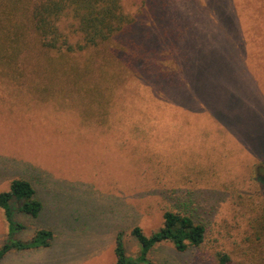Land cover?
Listing matches in <instances>:
<instances>
[{
	"label": "rangeland",
	"instance_id": "obj_1",
	"mask_svg": "<svg viewBox=\"0 0 264 264\" xmlns=\"http://www.w3.org/2000/svg\"><path fill=\"white\" fill-rule=\"evenodd\" d=\"M122 3L130 14L141 6ZM142 11L129 37L145 47L143 74L113 85L120 69L106 50L121 43L66 57L92 105L71 77L33 73L55 98L28 78H0V193L24 178L44 205L31 218L11 202V224L0 208V248L53 235L48 248L12 249L0 264H115L117 235L136 256L131 229L157 231L176 198L206 224V243L184 253L162 243L151 264H212L216 252L243 260L248 219L264 205V0H145ZM61 24L74 30L70 18Z\"/></svg>",
	"mask_w": 264,
	"mask_h": 264
},
{
	"label": "trees",
	"instance_id": "obj_2",
	"mask_svg": "<svg viewBox=\"0 0 264 264\" xmlns=\"http://www.w3.org/2000/svg\"><path fill=\"white\" fill-rule=\"evenodd\" d=\"M122 2L123 0H0V78L18 86L28 78L31 89H39L43 98L47 95L55 98L58 94L51 91L57 90L56 86L49 83L71 77L73 92L77 95L83 93L85 99H91L92 105L96 98L86 94L92 89L83 88V74L74 69H69L68 72L64 69V63L66 57H69L68 54L109 46L110 43H114L116 47L120 43L123 45L122 49L109 46L106 50L111 51L118 61H106V65H116L114 72L120 69L113 85L115 82L122 83L125 75L131 77L143 74L149 66L141 67L136 60L141 59V50H145V47L135 43L129 36L140 28L145 0H141V6L133 14L125 12ZM66 18L74 22V25H71L74 30L71 32L63 31L61 21ZM42 58L45 61H42ZM45 62L46 66L43 67ZM60 63L61 69L58 68ZM136 64L141 69H137ZM41 70V77L33 76ZM29 76H33L32 80ZM38 77L49 80V83L43 84L44 87L41 88V83L35 81ZM65 86H68L64 88L66 91H71V86ZM94 89H98L97 86ZM106 98L108 102L110 97ZM69 99L74 101L71 97ZM78 102L82 106L81 101ZM13 201L19 204L18 212L31 218H37L44 209L36 190L24 178L13 179L9 189L0 193V208L10 224V206ZM187 202L176 198V210L165 211L161 227L149 235L144 234L138 226L131 229L130 235L138 244L136 256L127 254L123 235L119 233L115 239V264H151L148 258L150 252L162 243H170L178 253L205 245L207 226L201 221L196 210L190 209ZM247 230L244 240L247 248L243 252L242 261L235 262L229 253L216 252L212 256V264H264V205H259L253 218L249 217ZM52 240L50 231L41 230L28 241L3 245L0 248V260L12 249L29 251L48 248Z\"/></svg>",
	"mask_w": 264,
	"mask_h": 264
}]
</instances>
